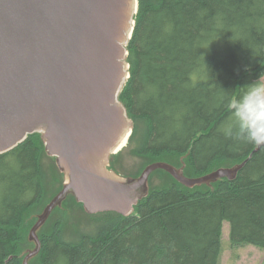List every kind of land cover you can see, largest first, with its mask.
Returning a JSON list of instances; mask_svg holds the SVG:
<instances>
[{"label":"trees","instance_id":"trees-1","mask_svg":"<svg viewBox=\"0 0 264 264\" xmlns=\"http://www.w3.org/2000/svg\"><path fill=\"white\" fill-rule=\"evenodd\" d=\"M137 3L126 47L129 78L118 96L133 124L127 148L152 164L182 168L188 178L243 162L256 146L237 139L235 130L225 135V129L231 122L230 103L240 88L264 74V0ZM121 153L111 156L109 168L124 178L135 179L150 165L137 175L120 173L115 160ZM43 155L49 157L39 133L0 154V264H23L31 229L63 189L64 177L55 163L51 188L59 184L58 191L56 187L45 194ZM155 173L168 182L151 186L129 216L90 215L69 195L88 217L100 215V226L65 239L59 221L47 230L50 215L38 229L41 247L32 260L219 264L224 222L230 225L234 245L264 249V147L234 181L221 179L190 189L165 171L152 176Z\"/></svg>","mask_w":264,"mask_h":264},{"label":"water","instance_id":"water-1","mask_svg":"<svg viewBox=\"0 0 264 264\" xmlns=\"http://www.w3.org/2000/svg\"><path fill=\"white\" fill-rule=\"evenodd\" d=\"M137 8V0H0V154L39 133L65 177L31 229L36 248L23 264L40 250L36 231L69 195L90 215L129 216L148 195L153 172L165 171L190 189L234 181L264 147L232 168L197 178L164 162L130 180L106 169L133 131L118 96L129 78L126 47Z\"/></svg>","mask_w":264,"mask_h":264},{"label":"rangeland","instance_id":"rangeland-1","mask_svg":"<svg viewBox=\"0 0 264 264\" xmlns=\"http://www.w3.org/2000/svg\"><path fill=\"white\" fill-rule=\"evenodd\" d=\"M134 146L135 145H133V148H135ZM120 152H122L120 157L115 160V165H116L115 168L120 173H123L126 175H137L139 172L142 171V169H144L146 165L152 164L150 161L146 160L145 158L134 155L133 151H131L129 147L127 148V146L126 148L124 147V149L121 150ZM49 157L43 155L41 159L43 169L45 170L44 174L48 176V179L46 178L47 185L45 188V194L47 195H49L50 192L56 189L57 187V189L55 190V193H56L58 191V185H59V184L58 185L55 184L54 185L55 187L53 189L51 188L54 183V181H52L54 180L53 178L54 173L51 171L53 170L51 168L55 166L56 159L54 162V160L50 159ZM109 166H110V162H109ZM109 166L106 167V169L109 172H111L112 170H110ZM152 174L150 175L148 179V183H147L148 190L153 185L161 186L163 184H166L165 182H168V179L166 177L160 174H156V173L152 176ZM63 177H64V174H63ZM120 177L124 178L122 176ZM64 179L65 177L63 178V180ZM124 179L130 180L128 178H124ZM49 190L51 191L49 192ZM37 210H38L37 208L33 209L28 214L35 213ZM51 215H52L51 224L47 230L49 231L52 230V228L55 226V222L59 221L60 223L58 224L59 225L58 227L60 228V235L62 234L65 239H72L73 237L79 234L93 232L98 229V227L100 226V221H101L100 215L96 216L95 218L88 217L87 215H85L83 208L79 207V205H77L75 202H73L68 197L54 208ZM30 218L31 216L28 215L26 219L30 220ZM37 232L38 230L36 231V235H37ZM221 246H222V251H221L219 264H264V249H260V248H257L251 245H234L231 242L230 225L228 222L223 223ZM35 248H36V243L30 239L29 245L27 246L25 253H27L28 255L32 251H34ZM32 259L33 257L28 260V264H31L30 261H32V264H35L36 261ZM24 260L25 258H23V263H24Z\"/></svg>","mask_w":264,"mask_h":264},{"label":"clouds","instance_id":"clouds-1","mask_svg":"<svg viewBox=\"0 0 264 264\" xmlns=\"http://www.w3.org/2000/svg\"><path fill=\"white\" fill-rule=\"evenodd\" d=\"M240 89L230 103L231 122L225 135L232 136L235 130L237 139L259 147L264 145V74Z\"/></svg>","mask_w":264,"mask_h":264},{"label":"bare ground","instance_id":"bare-ground-1","mask_svg":"<svg viewBox=\"0 0 264 264\" xmlns=\"http://www.w3.org/2000/svg\"><path fill=\"white\" fill-rule=\"evenodd\" d=\"M130 7H132L133 9L135 8V3H133ZM134 15V13H133ZM125 44V42H123V45Z\"/></svg>","mask_w":264,"mask_h":264}]
</instances>
